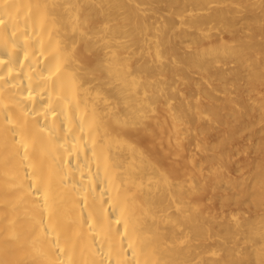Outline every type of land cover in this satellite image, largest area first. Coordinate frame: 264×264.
<instances>
[{"label": "bare ground", "instance_id": "obj_1", "mask_svg": "<svg viewBox=\"0 0 264 264\" xmlns=\"http://www.w3.org/2000/svg\"><path fill=\"white\" fill-rule=\"evenodd\" d=\"M263 86L264 0H0V264H264Z\"/></svg>", "mask_w": 264, "mask_h": 264}, {"label": "rangeland", "instance_id": "obj_2", "mask_svg": "<svg viewBox=\"0 0 264 264\" xmlns=\"http://www.w3.org/2000/svg\"><path fill=\"white\" fill-rule=\"evenodd\" d=\"M161 5V6H160ZM159 6L160 7H163V8H165V4L164 3H161V4H159ZM159 7V8H160ZM162 9V8H161ZM162 10H164V9H162ZM163 13H165L166 14V12H165V10H164V12ZM216 34V33H215ZM214 34V35H215ZM219 35H216V36H212V38H214L215 39V37L216 38H218V40H224V41H227V40H229L230 38H231V35H229V34H226V33H224V34H220V33H218ZM216 40V39H215ZM212 41H214V40H212ZM182 47H184V49H194L195 48V46H193L192 44H190V43H185V44H182ZM192 75H194L193 77L194 78H196L195 76H196V74H192ZM178 87H179V90L182 92V93H185V92H187V90H188V88H189V86H187L186 84H184L182 81H180V82H178ZM262 92H264V86H263V88H262ZM263 94V93H262ZM251 95L252 94H250V93H248L247 94V96H248V98H252L251 97ZM194 102L195 103H199V104H208V103H210V100L209 99H202L200 96H198V95H196L195 97H194ZM220 129L218 130V131H215L212 135H199L200 136V138L201 139H203V141L204 142H206V144H208V145H210L211 143H213V141L215 142V141H217L218 140V138L220 137V135H221V133H222V129H223V127H219ZM259 128V125L258 126H254V130H257ZM253 132V131H252ZM252 132H249V131H243L240 135H239V137H238V139H236L235 141H237V142H234L233 141V143L234 144H232V143H229L227 146H228V148H229V150H228V148H227V150L231 153V155L233 156L232 157V159L234 160V162L236 161L237 163H239L240 164V162H243L244 164H246V163H249L250 162V160L255 156V154L254 153H252V150H251V146H252V144L250 145V147L248 146V144L246 145V143H250L251 141L253 142L254 140H253V138L254 137H256V139H257V137L259 138L260 137V134H258V131L256 132L255 131V133H253L254 135H253V137H251L250 136V133H252ZM257 133V134H256ZM255 139V138H254ZM184 143H185V154L187 155L188 154V150H189V145H188V143H187V139H184ZM243 144V145H242ZM243 147H242V146ZM226 146V147H227ZM242 147V149H241V147ZM187 147H188V149H187ZM246 147V148H245ZM238 148H239V150H238ZM246 149V151L247 152H245V149ZM244 149V150H243ZM239 151V152H238ZM242 151H243V153H242ZM211 151H207V153H210ZM241 152V153H240ZM193 153H194V151H193ZM195 158H196V160L197 161H200L201 159H202V156L200 155V154H196L195 153ZM201 156V157H200ZM199 159V160H198ZM231 159V160H232ZM202 161V160H201ZM246 161H248V162H246ZM232 162V161H231ZM233 163V162H232ZM242 163V164H243ZM236 165V163H233V165ZM242 164H240V165H238L239 167H237V169H236V167L234 166V171H233V175L234 176H241V175H243L244 173H245V171H246V165L244 166V164L242 165ZM236 165V166H237ZM242 168H241V167ZM245 169H244V168ZM238 168H239V170H238ZM236 170V171H235ZM245 170V171H244Z\"/></svg>", "mask_w": 264, "mask_h": 264}]
</instances>
